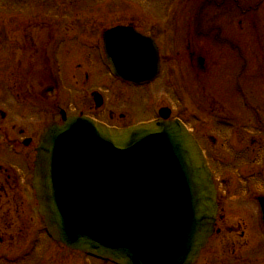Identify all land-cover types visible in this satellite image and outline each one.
I'll return each instance as SVG.
<instances>
[{"label":"rangeland","instance_id":"obj_1","mask_svg":"<svg viewBox=\"0 0 264 264\" xmlns=\"http://www.w3.org/2000/svg\"><path fill=\"white\" fill-rule=\"evenodd\" d=\"M70 1L58 0L59 7L66 8L58 10L59 35L79 30L70 20L93 23L94 36L84 43L90 52L85 57L77 56L68 48L71 39H60L58 68L52 64L51 70L39 56L34 58L26 49L12 48L4 38L1 22L7 0H0V123L4 120L2 110H8L9 130L13 123L33 116L37 122H28L29 126L40 123L43 128L59 119L60 106L69 113L83 112L122 125L152 120L166 106L172 116L189 125L221 177L231 165L245 163L246 149L248 153L254 149L259 152L257 162L264 168V123L257 120L258 114L264 120V0H85L88 5L79 12V18ZM98 18H103L100 23L105 25L99 24ZM130 23L154 37L161 48L160 73L145 85L122 83L103 64L102 30ZM34 84L37 91L42 90V98L36 101L35 109L25 111L20 93ZM43 84H48L47 89L52 84L57 86L47 92ZM94 91L104 96L101 107L95 105ZM49 93L53 95L48 97ZM220 188L226 200L222 183ZM38 224L43 234L40 241L37 239L36 256H26L25 262L107 264L83 252L53 245L55 241L44 232L43 218ZM31 231L24 229L22 235H16L8 251L11 259L27 253L33 244Z\"/></svg>","mask_w":264,"mask_h":264},{"label":"water","instance_id":"obj_2","mask_svg":"<svg viewBox=\"0 0 264 264\" xmlns=\"http://www.w3.org/2000/svg\"><path fill=\"white\" fill-rule=\"evenodd\" d=\"M104 41L115 75L138 84L158 76L152 37L117 26ZM170 113L117 128L62 111L63 122L44 129L34 184L54 239L118 264L195 263L214 231L217 190L199 142Z\"/></svg>","mask_w":264,"mask_h":264},{"label":"flooded vegetation","instance_id":"obj_3","mask_svg":"<svg viewBox=\"0 0 264 264\" xmlns=\"http://www.w3.org/2000/svg\"><path fill=\"white\" fill-rule=\"evenodd\" d=\"M83 1L85 0H71L69 3L71 9H75L77 12L78 18L79 12L88 5L87 2ZM6 3L4 6L6 14L1 23L4 29L3 36L11 43L12 48L26 49L31 55H35L32 56L34 58L39 56V60L43 59L46 66L50 65L51 70H53L52 64L58 68L57 58L60 49L57 47V43L60 39H63L62 42L66 41V37H68V41L71 39L68 48L71 47L72 53L77 54V56L84 55L85 57L90 52L87 51L84 43L94 36L91 32H93L95 25L93 23L90 25L80 19L70 20L71 25L77 23L79 30H76L75 34L59 35L58 10L61 9L60 11H62L66 8L59 7L58 0H7ZM100 20L104 19L98 18L99 24H101ZM101 25H105L104 22ZM104 33L102 32V39ZM74 46H77L76 50ZM78 66H81V63ZM109 74L122 83L135 85L114 76L111 72ZM85 76L88 78V72L85 73ZM47 85L44 86V90L47 92H52L57 86L52 84L48 90ZM27 88L29 91L20 93L21 105L25 111L30 108L35 109L36 101L39 102L42 98L40 93L42 90L37 91L35 84L34 87L27 86ZM51 95L53 93H49L48 97ZM104 102L105 99L102 95V105ZM58 107L59 119L51 120L49 123L60 120L63 107ZM66 112L68 115L84 114L83 112L79 114L69 113L67 110ZM123 115L121 114V116ZM262 117L263 115H257L258 122L264 123ZM2 118L4 120L0 123V264H14L15 262L16 264H30L24 260L28 255L29 257L36 256L37 239L40 241L43 234L41 224L40 227L38 226L40 218L43 217L40 213L34 179L41 134L44 127L49 123L43 128L40 123L37 127L29 126L28 122H37L33 116L28 118V121H21L20 124L13 123L12 130H9L8 126L11 119L8 110H2ZM129 122L122 125L107 124L127 127L139 123ZM246 152L248 153L247 149ZM247 153H245V163L231 165L223 177L218 175L217 168L215 165L213 166L209 158L214 181L218 187V210L215 231L194 264H264V168L257 162L259 152L256 149L253 150V153ZM221 183L222 186H225L226 200L224 199L226 196L221 193ZM235 203H242L243 205H239V209ZM43 225L44 232L49 237L46 226ZM31 227L33 228L31 229ZM24 229L32 230L30 238L33 236V244L29 246L27 253L24 252L21 257L11 259L8 251H10V247L14 246L16 235H22ZM53 243H55L53 245L63 246L67 251H73L57 241ZM20 245L21 243L19 247ZM95 259L107 264H115L112 261Z\"/></svg>","mask_w":264,"mask_h":264}]
</instances>
